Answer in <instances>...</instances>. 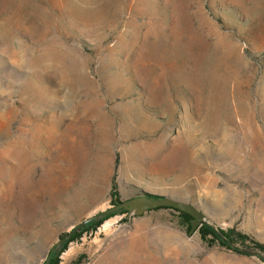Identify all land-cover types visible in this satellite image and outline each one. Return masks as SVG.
<instances>
[{
  "label": "rangeland",
  "instance_id": "1",
  "mask_svg": "<svg viewBox=\"0 0 264 264\" xmlns=\"http://www.w3.org/2000/svg\"><path fill=\"white\" fill-rule=\"evenodd\" d=\"M144 192L264 245V0H0V264H264L164 208L51 252Z\"/></svg>",
  "mask_w": 264,
  "mask_h": 264
},
{
  "label": "water",
  "instance_id": "2",
  "mask_svg": "<svg viewBox=\"0 0 264 264\" xmlns=\"http://www.w3.org/2000/svg\"><path fill=\"white\" fill-rule=\"evenodd\" d=\"M159 207H170L191 215L192 219L190 228L188 230L189 235L194 233L201 224H209L203 211H201L195 204L189 201L170 195H159L144 192L125 200L115 199L112 206L109 208L83 219L77 225H75L71 231H69L65 236L61 237L53 244L51 252L58 244L68 241L80 227L95 219L102 218L119 210H124L134 215H142L148 210Z\"/></svg>",
  "mask_w": 264,
  "mask_h": 264
},
{
  "label": "trees",
  "instance_id": "3",
  "mask_svg": "<svg viewBox=\"0 0 264 264\" xmlns=\"http://www.w3.org/2000/svg\"><path fill=\"white\" fill-rule=\"evenodd\" d=\"M112 195L116 197V195H117L116 191H112ZM115 199H117V198H114V200ZM160 208H164V209H168V210L172 211L175 214V216L177 217L179 225L182 228H184L186 231L189 230L191 219H192L191 215H189L185 212L170 208V207H159V208H155V209H160ZM117 212L128 213L124 210H119V211H116L112 214L106 215L102 218L95 219L91 222H88L87 224H85L84 226H82L80 228L88 229V228L94 227L95 225L102 222L103 219H105V218H107V217H109V216H111ZM196 231L199 233L200 237L204 241L208 242V244H213V243L217 242L218 244L225 246L227 248H231V249H233L239 253H245L246 252L245 249H251V250H255V251L264 253V245L262 243L251 239L247 234L241 233V232H239L233 228H228V229L211 228L208 225L203 223L197 228ZM79 234H80V231H78V232L76 231L68 241L73 240ZM247 241L251 242L250 245H248V246L246 245ZM240 247L243 249H241ZM47 264H58L57 255L51 256Z\"/></svg>",
  "mask_w": 264,
  "mask_h": 264
},
{
  "label": "bare ground",
  "instance_id": "4",
  "mask_svg": "<svg viewBox=\"0 0 264 264\" xmlns=\"http://www.w3.org/2000/svg\"><path fill=\"white\" fill-rule=\"evenodd\" d=\"M32 167V166H31ZM30 167V168H31ZM33 168V167H32ZM15 169V168H14ZM26 171H27V173L29 174V171H30V169H26ZM12 172H13V169H12ZM20 173V172H19ZM26 173V174H27ZM33 173H34V171H33ZM12 174V173H11ZM17 175H19L18 173H14L13 172V174L11 175V177L13 176V177H15L16 178V176ZM22 176V175H21ZM26 177V179H24V178H22V179H19V182H16V181H13V182H11V187H10V190L8 191L9 192V194H8V196L11 198V202L12 201H14V198H17V196H19L21 193H22V191L23 190H27V188H31L32 190H36L37 189V187H40V188H42V184H41V182H40V180H38L37 182H33V180H32V177L31 178H29L27 175L25 176ZM19 178V177H18ZM11 180V179H10ZM16 180V179H15ZM30 190V189H29ZM28 190V191H29ZM16 191H19V192H17L16 193ZM30 192H32L31 190H30ZM38 192V191H37ZM28 193V192H27ZM33 193V192H32ZM29 194H31V193H29ZM28 194V195H29ZM22 195H24V194H22ZM34 195V194H33ZM27 196V195H26ZM30 196V195H29ZM26 198V197H25ZM30 198V197H29ZM26 199H28V198H26ZM35 202V201H34ZM31 214V213H30ZM29 214V215H30Z\"/></svg>",
  "mask_w": 264,
  "mask_h": 264
}]
</instances>
